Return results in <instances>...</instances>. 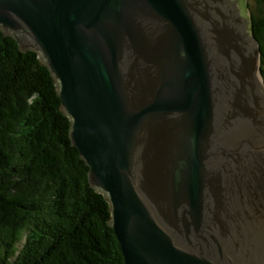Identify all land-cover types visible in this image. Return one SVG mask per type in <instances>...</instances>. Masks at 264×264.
<instances>
[{"label": "water", "instance_id": "95a60500", "mask_svg": "<svg viewBox=\"0 0 264 264\" xmlns=\"http://www.w3.org/2000/svg\"><path fill=\"white\" fill-rule=\"evenodd\" d=\"M238 3L0 0L3 35L54 79L123 264H264V84Z\"/></svg>", "mask_w": 264, "mask_h": 264}, {"label": "trees", "instance_id": "16d2710c", "mask_svg": "<svg viewBox=\"0 0 264 264\" xmlns=\"http://www.w3.org/2000/svg\"><path fill=\"white\" fill-rule=\"evenodd\" d=\"M249 14L264 84V0ZM56 85L0 30V264H123L109 204L88 183Z\"/></svg>", "mask_w": 264, "mask_h": 264}, {"label": "rangeland", "instance_id": "374dc122", "mask_svg": "<svg viewBox=\"0 0 264 264\" xmlns=\"http://www.w3.org/2000/svg\"><path fill=\"white\" fill-rule=\"evenodd\" d=\"M256 0H239L238 5L240 6L241 14L245 17L246 28H249L250 21H249V14L252 12H256V8L258 5L256 4ZM264 12V6H263Z\"/></svg>", "mask_w": 264, "mask_h": 264}, {"label": "bare ground", "instance_id": "6f19581e", "mask_svg": "<svg viewBox=\"0 0 264 264\" xmlns=\"http://www.w3.org/2000/svg\"><path fill=\"white\" fill-rule=\"evenodd\" d=\"M256 74H257V76L259 77V79H260V82H261V77H260V74L256 71Z\"/></svg>", "mask_w": 264, "mask_h": 264}]
</instances>
